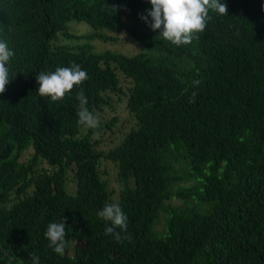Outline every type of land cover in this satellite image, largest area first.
Returning <instances> with one entry per match:
<instances>
[{
  "label": "trees",
  "instance_id": "obj_1",
  "mask_svg": "<svg viewBox=\"0 0 264 264\" xmlns=\"http://www.w3.org/2000/svg\"><path fill=\"white\" fill-rule=\"evenodd\" d=\"M224 2L228 14L209 10L205 30L175 45L140 27L150 0H0V40L15 53L0 94V264L33 253L40 264H264V0ZM71 22L92 31L73 35ZM122 31L142 51L55 43ZM72 64L82 84L57 101L38 94L36 76ZM80 92L96 117L124 98L134 125L113 147L102 148L117 117L78 124ZM105 204L122 209L127 230L115 231L130 239L105 234ZM61 219L57 254L45 233Z\"/></svg>",
  "mask_w": 264,
  "mask_h": 264
},
{
  "label": "clouds",
  "instance_id": "obj_2",
  "mask_svg": "<svg viewBox=\"0 0 264 264\" xmlns=\"http://www.w3.org/2000/svg\"><path fill=\"white\" fill-rule=\"evenodd\" d=\"M152 10L147 15H142L146 23L151 17L149 27L153 31L162 30L161 37L175 45H186L192 43L197 38L196 34L205 30L209 16V10L221 15L228 14V6L222 0H150ZM116 11V9H114ZM15 53L4 40H0V94L5 93L7 85L10 83L8 65ZM39 83L38 94L42 97H50L57 101L70 93L74 86L82 84L87 79V72L82 70L77 64L70 67H58L51 73H40L36 76ZM200 81H195L194 86H198ZM196 93H192L190 103L195 102ZM77 100L79 107L77 111L78 124L88 128H97L98 118L87 107L88 100L83 92L78 93ZM98 216L111 222L112 227L105 228L106 235H114L117 241L130 239L129 236L122 237L116 232L120 228L126 232L127 216L117 204H105L98 212ZM66 227L67 220L52 222L47 226L46 238L50 241V246L57 254H63L66 247ZM32 264H40L39 257L31 254Z\"/></svg>",
  "mask_w": 264,
  "mask_h": 264
},
{
  "label": "rangeland",
  "instance_id": "obj_3",
  "mask_svg": "<svg viewBox=\"0 0 264 264\" xmlns=\"http://www.w3.org/2000/svg\"><path fill=\"white\" fill-rule=\"evenodd\" d=\"M133 23V22H129ZM136 25V23H134ZM70 28V33L76 36L80 35H88L91 31L92 28L88 26L87 24L83 22H71L69 24ZM144 27V30H148L149 24L146 26H141ZM117 41L113 43H103L101 41H90L88 42L85 39L81 40H65L60 34L57 35V40L56 44H69V45H75V44H82V43H89L94 47V50L97 53L104 52L105 50L111 51V52H116V53H121L124 55H133L136 54L140 51H142L141 46L134 41L126 31H122L120 34L116 36ZM123 87H128V83L125 81H121ZM113 104L115 105L114 110L107 109L105 113L99 114L97 116L98 121L102 120H107L112 117H117V122H114V125L112 129L105 134V139H107L106 144L102 147L104 150L109 149L110 147H113L115 144H117L123 135L128 131V129L134 125V121L132 120L131 117H129L124 109V98H122V101H117V98L113 95ZM109 135V137H108ZM104 166L106 169L105 175L110 179V185L111 187L116 189V192L118 191V184L117 181L114 179L115 178V166L110 163V162H104ZM70 189L73 190V186H70ZM172 205H180L182 206V202L177 199H172L170 202ZM160 228V227H159Z\"/></svg>",
  "mask_w": 264,
  "mask_h": 264
}]
</instances>
